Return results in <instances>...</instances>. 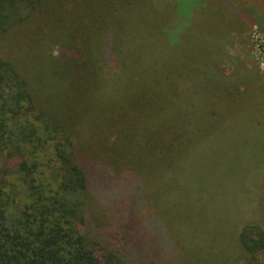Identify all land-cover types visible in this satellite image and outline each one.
I'll return each instance as SVG.
<instances>
[{"label": "trees", "instance_id": "trees-1", "mask_svg": "<svg viewBox=\"0 0 264 264\" xmlns=\"http://www.w3.org/2000/svg\"><path fill=\"white\" fill-rule=\"evenodd\" d=\"M151 1L0 0V264H180L171 225L196 199L192 176L182 166L159 196L148 171L202 122L215 131L264 73L236 75L228 55L247 24L190 52L186 3ZM151 49L178 51L158 64Z\"/></svg>", "mask_w": 264, "mask_h": 264}, {"label": "rangeland", "instance_id": "rangeland-1", "mask_svg": "<svg viewBox=\"0 0 264 264\" xmlns=\"http://www.w3.org/2000/svg\"><path fill=\"white\" fill-rule=\"evenodd\" d=\"M162 1L169 4V0H152V8ZM182 1L192 31L190 42L181 43L184 49L201 54L219 47L229 41L225 38L230 29L241 30L247 24L227 50L228 55L235 68L239 67L236 75L243 71L247 77L264 73V0ZM149 17L153 21L155 14L151 11ZM177 51L156 54L151 49L149 61L172 64ZM120 93H128L126 83ZM240 94L235 110L212 123L215 131L207 130L202 122L199 129L204 136L200 140L184 144L182 151L163 155L162 162H154L156 167L148 171L153 191L159 196L172 194L178 178L175 173L183 167L192 176L183 181V188L196 199L179 210L171 225V231L183 240L180 264H264V81H249ZM168 106L173 114L183 109L178 103ZM141 148L133 144L130 153L140 154ZM97 250L101 257L104 252ZM153 260L176 263L168 257L155 256ZM120 263L134 264L123 258Z\"/></svg>", "mask_w": 264, "mask_h": 264}]
</instances>
